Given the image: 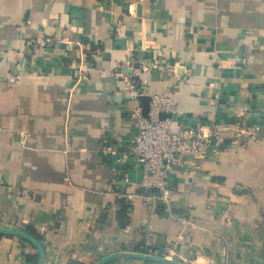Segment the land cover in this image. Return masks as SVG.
<instances>
[{
    "label": "crops",
    "instance_id": "obj_1",
    "mask_svg": "<svg viewBox=\"0 0 264 264\" xmlns=\"http://www.w3.org/2000/svg\"><path fill=\"white\" fill-rule=\"evenodd\" d=\"M130 79L170 93L178 124L223 132L171 172V210L137 197L139 167L101 151L136 134ZM0 228L40 235L45 264L140 250L264 264V0H0ZM36 259L0 235V264Z\"/></svg>",
    "mask_w": 264,
    "mask_h": 264
},
{
    "label": "built area",
    "instance_id": "obj_2",
    "mask_svg": "<svg viewBox=\"0 0 264 264\" xmlns=\"http://www.w3.org/2000/svg\"><path fill=\"white\" fill-rule=\"evenodd\" d=\"M44 31H42L43 33ZM39 46H48V37L39 40ZM139 63L144 71V67ZM21 72H9L5 80L9 85L16 86L21 81ZM130 98L137 102L132 114L136 134L125 144L115 145L104 141L102 153L106 160L117 169L127 165L139 167L141 170V187L144 193L138 194L153 207L163 206L171 210L172 193L169 187L170 174L177 166L183 165L186 155H207L212 148L223 145L224 136L220 128L211 125V132L203 126L188 127L178 124V104L170 93L149 96L146 89L137 81L129 80ZM151 97L147 115L143 113V97ZM166 115V117H162ZM247 135L255 138L259 133L256 126L247 129ZM206 264H215L213 260Z\"/></svg>",
    "mask_w": 264,
    "mask_h": 264
},
{
    "label": "water",
    "instance_id": "obj_3",
    "mask_svg": "<svg viewBox=\"0 0 264 264\" xmlns=\"http://www.w3.org/2000/svg\"><path fill=\"white\" fill-rule=\"evenodd\" d=\"M150 100H151V97L149 96L141 98L144 115L148 114ZM162 117H166V115H163ZM0 235L18 236V237H21L27 240L28 242L33 244L37 249V252H38L37 264H45L46 250L41 240H39L33 234L23 229H20V228H8V229L0 228ZM116 259H137V260H144V261L165 263V264H186L184 262L172 259L170 257H165V256H160V255H155V254H150V253H143L139 251L114 252V253H111L103 257L95 264H108Z\"/></svg>",
    "mask_w": 264,
    "mask_h": 264
},
{
    "label": "trees",
    "instance_id": "obj_4",
    "mask_svg": "<svg viewBox=\"0 0 264 264\" xmlns=\"http://www.w3.org/2000/svg\"><path fill=\"white\" fill-rule=\"evenodd\" d=\"M25 231H27V232L33 234L35 237H37L39 240H41L40 235L34 233L33 231H31V230H25ZM139 252L148 253L147 251H144V250H140ZM35 262H38L37 259L35 260Z\"/></svg>",
    "mask_w": 264,
    "mask_h": 264
}]
</instances>
